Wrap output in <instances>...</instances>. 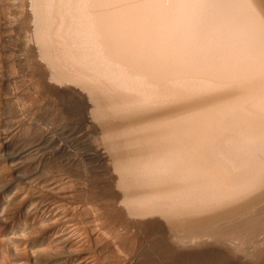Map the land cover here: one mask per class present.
Listing matches in <instances>:
<instances>
[{
  "label": "bare ground",
  "instance_id": "6f19581e",
  "mask_svg": "<svg viewBox=\"0 0 264 264\" xmlns=\"http://www.w3.org/2000/svg\"><path fill=\"white\" fill-rule=\"evenodd\" d=\"M106 1L108 0H1V3L3 4V8H7L6 11L15 9L16 12H14L15 10L12 11L15 14L17 13L16 15H18L20 19L19 20L16 18L17 16H14L15 18H13L12 16L10 17L9 14V16L4 15L6 20L4 24L8 23V25H10L9 23H11V26L13 27L15 19L16 21L18 19L19 24L17 22L14 24H18L15 25V29H17L19 26V30L21 27H23L21 25H25V27L22 28L25 30L26 26H29L30 24V27H27L25 30V33L27 34H25V37L32 38L29 40L34 43V45L31 44L33 47L29 44L31 41L26 43V39L28 38H24L25 41L22 40L24 36H21L22 38L21 40L19 39V42L21 43L23 41V43H21L22 45L26 43L25 46H27V44L31 46H27L28 48L23 47L25 50L33 48L31 52L33 51L32 53H34L36 56L35 59L37 58L35 60L36 63L37 61L40 62L49 69V72L50 70L52 71L51 73L53 75V80L55 81L54 84L57 85V82L59 85L65 84L63 86H74L79 91V93L83 94L84 98H86V105L88 108L87 110L90 114H92V122L97 128L95 125H93V127L98 129V133L99 130H101L102 133H99L101 141L103 142L102 136H104L105 139L103 142L105 145L102 143L103 146H98V148H95V150L101 157L110 159V161L113 159L112 157H114L115 160L113 159L114 161L112 160V162L113 164L115 163L114 165H116L114 168L115 174L118 173L119 176L117 174L116 175L120 177V181H118L119 184L118 182L117 184L120 186V189L123 190V195H125L124 197L122 196L124 198L123 205L125 204L127 210H129L127 213H131L133 216L143 219H95L94 223L86 222V219L85 222H82V219H80L81 221H77V219H57L60 216H58L60 213L59 211L62 210L60 206L59 210L58 208L56 209L57 206L55 207L51 204L45 205L44 211L51 219H41V222H43L42 224L39 221V225L42 226L39 228L40 230H35L36 232L34 231L37 233V237L35 236L36 239H34L35 243L32 242L30 245L31 247L29 246L30 248H25L23 251H21L22 253L19 252L21 254H17L19 255L17 258L20 259V264L36 263L37 260L42 256L46 258V261H44L46 264H94L95 260L93 261L91 258L94 257L96 259L95 255L88 254L89 256L92 255V257H87L86 249L90 246L88 245V241L91 243L97 239L90 240L92 236L89 238L88 236L84 235L89 233L87 230V232H84V228L86 226L92 227L93 231L90 232H96L94 233L95 236L98 234L100 239L107 238L109 240L111 238L109 243L108 240H106L107 242L104 244L102 241V244H107L108 247L106 246L107 248L105 247V249H110V251L108 250L109 252H111L112 249V252L114 253L116 250L121 251L125 245L132 246L133 239L131 238L132 236L129 235V232L132 231L131 228L137 221L144 220V218H148L150 216H158L163 218L173 232H178V234L182 233L180 234V237L177 235L173 239L176 247L184 245L185 241H189L190 245H193L198 239H200V237L203 236L207 238H217L227 235H235L236 237L239 236L241 239L244 238L242 240L243 243L240 242L242 243L240 244L241 249L244 243H246L245 245L248 246L249 242L245 239H252L258 233L259 235H261V233L264 235V63L261 65V62H264V0H189L192 1L191 6L187 5V7L189 6L192 10H186L189 8L188 7L182 11L183 13L180 11L178 14H176L178 16L180 13L184 14L185 11L183 19L182 17H180V19L177 18L176 15L174 17V15L171 16V14H169L167 18H169L170 21H168V19L165 21L169 23L171 22V24L173 21L175 26L180 24L181 28L182 26L184 28V26L193 24V26L198 30L197 32L195 30L197 34L202 32L205 26L215 28L219 27L218 30L221 29L219 30L220 35H218L219 33L216 31L217 28H213V30L210 28L212 31L215 30L214 32H217L216 34L212 32V38H215L213 40L215 41L214 45L217 42L216 37L220 40H225L226 42H223V44L228 43L230 46V56L228 57H231L232 60L235 57H242V53L244 52L245 55H243V57L245 56V58H247L246 53H249V55L256 54V56L261 55L263 61L260 63H258L260 56L258 58L253 56L255 59H253V62L250 61L252 64L249 63L248 65V62L247 66L244 63V65L242 64V66H246L247 71L245 70V73L247 74L248 71L252 73V67H255L253 68L254 71L255 69H258L259 71L256 73L253 71V75L251 74L246 76L244 74V76L241 73L243 72L242 69L239 68L241 65L239 66V64L235 62L233 65L237 64V66H239L236 71L240 69L241 72L239 70L238 71L244 77L240 75L241 78L237 79L236 77H238V74H236L235 76L233 75V78L235 77L236 79H231L227 82L222 81L221 79H215L212 77V74L211 77L189 76L190 78H180L177 77L178 75L173 77V75L177 73L176 72L172 73L173 75L170 74L168 76L165 73L166 71L164 70V72L162 70V67H159L157 70H162L161 72H164L168 77H165L162 73H160V71L158 73L161 75H157L158 73L156 72L157 70L155 71V69L161 63V61L157 60V62L154 64V60L163 55L162 51L164 49H156L157 45H159V43L156 42L159 41L157 38L159 34L157 35V33L155 39L152 38L153 36H150L149 38V34L147 33L148 35H146L143 30L142 32L144 35L141 34V37L143 35V38L145 40L147 39L148 42L151 40V43L149 42L150 46L151 44L155 45V43L153 44L152 42L157 43L154 47L151 46V49L154 48V51L161 50L162 55L160 52L155 51L156 53L154 56L156 57V54L158 53L160 56L157 55V58H152L154 59V66L151 63L152 59L149 60V58L146 60L147 62H144L147 58H145V56H143V60L141 58L145 64L148 63V61H151V65H149L155 68L149 67L154 70L152 72H156V74L152 73L150 69H146L142 66L143 62L141 60L140 61L142 63L139 61L140 56L138 58H135L136 56H132L133 50L131 52L132 54H129V52L127 53L134 58L132 60H134L136 64L135 62H132L130 59L131 57L125 54L127 50L125 51L122 47H120L123 43H121L119 47L125 51V57L123 56V51H121V55V52L116 50L118 49L117 44H120L117 43L118 40H115L116 32L113 33V29L112 31H109L111 28H114L111 27V25H113V20L112 18L107 19V16L103 17L101 14V12L104 13V11H107L108 9H103L104 11H98L100 8H96L97 12L96 10H92V8L96 7V5L100 6L101 8L102 6L105 8V5H108ZM137 1L141 2L142 0ZM144 3L146 2L144 1ZM179 3L181 2L179 1ZM128 4L126 6H128ZM134 4L135 3H133V5ZM126 6L124 7L126 8ZM131 7L132 6H130V8ZM162 7L164 6H161V8ZM152 9L153 8H151V10ZM173 9L176 11L175 8ZM139 11L142 12L143 9ZM130 12V14H134V12ZM144 13L146 12L144 11ZM144 13H141L143 17ZM124 15L121 16L124 17ZM148 17H150L149 14ZM141 18L139 17L138 19L140 20ZM176 18L179 20L177 21ZM121 20L124 22L123 19ZM20 21L23 24H20ZM109 21H111V24H109ZM133 23L132 25H134ZM122 24L125 25L126 23ZM108 25H110V27ZM172 26V28L170 27L171 29L174 28V25ZM148 28L149 27H147V29ZM181 28H179V30ZM145 29L146 27L144 30ZM200 29H202V31ZM21 30L20 33L18 32V34L24 35V33H21L23 30ZM151 30H149V32ZM207 30L205 29V32H207L206 34L208 35ZM136 32L137 31L134 33ZM170 33L171 32H169V34ZM108 34L110 37H108ZM192 34L190 36H192ZM203 34L201 33V35L199 34L198 36L194 34L193 36H196L195 38H198L199 40V37H207V35ZM112 35L114 37H112ZM122 35L125 37V34ZM163 35H166V32L165 34L163 33ZM129 36H127V38ZM178 36L177 39L179 37L180 39L182 38V34L179 37ZM67 37L69 42L67 41ZM205 37L203 40H206ZM111 38L114 39L112 40ZM195 38L189 39L192 41ZM122 39L123 38L120 39V42ZM210 39L206 40V42L210 41L209 44L212 45V40ZM124 40L126 41V38ZM174 40L176 41V36ZM184 40L187 41L186 39H183V42ZM220 40H218L216 44L221 42ZM145 42L146 43L143 44H147V41ZM129 44L131 45V43ZM163 44H161V46ZM193 44L197 45L196 41ZM181 45H183V43ZM181 45L179 44V46ZM191 45L192 44L189 45V49H191ZM211 45H209V47ZM108 46L110 49L108 48L107 50L106 48ZM148 46L149 44L146 45L147 50ZM162 47H164V45ZM193 47L194 46H192V49H196V47ZM209 47H207L206 50L208 49V54L212 56V53L210 52L214 50L212 47L214 48L215 46L211 47L212 50H210ZM120 48L118 50H121ZM199 48L202 49L201 46ZM220 48L221 47H219V49ZM189 49L186 52V49H184V53L182 49V53H180L182 54L181 57L185 55L186 57L187 55L188 57L191 56L189 55V52L192 51ZM142 51L143 50H141V52ZM149 51L151 52L152 50L149 49ZM215 51L216 53L219 51L221 53L222 50L217 51L216 49ZM224 51L222 52L224 53ZM239 52L241 55H236ZM220 53H218V56L223 54ZM118 54L124 57V59L127 58V56L130 57L127 61V64L125 63L127 59L124 60V63L122 61H118L117 57H120ZM214 54L215 53H213V55ZM31 55L33 57V54H30V58ZM150 55L151 53L149 56ZM177 55H179V53ZM223 55L218 58H221L222 61H228V57L224 59L227 54L225 53L224 57ZM135 59L139 61L140 65ZM243 59L240 58L239 60L245 62V59ZM121 60H123V58H121ZM200 60H198V62ZM248 60H250V57ZM234 61H237V59ZM128 62L132 64L130 65ZM193 62H195L194 58ZM167 63L168 62H166V65ZM183 63L185 64V62ZM192 63L189 64L192 65ZM207 64L206 66H209ZM259 64L261 65L260 68H263H256ZM40 65L37 64L36 66L35 64L38 70L40 69L38 67ZM44 65L41 66L43 67ZM182 65L183 64L181 63V66ZM177 66L174 65V67ZM235 66L236 65H234V68ZM149 67L147 64V68ZM215 67L213 66V68ZM46 68L43 69L46 70ZM165 68L166 67H164V69ZM181 68L182 67H180V69ZM192 68L195 69V67ZM241 68H243V70L245 69L244 67ZM234 72L232 74H234ZM52 75L50 76L51 79ZM37 80L38 79H36V82ZM40 82L41 81L38 80L37 83L40 84ZM39 84H37V86H39ZM39 88H42V85L41 87L39 86ZM113 116L116 118L119 116L120 121L122 119L121 123L115 121L111 122L112 119L110 118ZM123 118H127V122L122 123L125 121ZM211 147H218L217 149L220 147L225 149V147H227L229 150V156L227 154L225 155V153L223 154L224 157H229V159L227 160L222 157L223 155H220L219 158L221 161L216 162L219 158L215 159V154L218 155L217 151V153L215 152L214 154V151L216 150L215 149L213 153L211 152L212 155L215 156L214 158L212 157L215 160L214 161L212 159V162L214 161L215 163H210V157H207L209 154L206 156L205 153L210 152V149L213 150ZM222 148L219 149V153L220 150H223ZM236 150H240V155H238L237 152H234ZM201 157L203 159L206 158V161L201 159ZM222 160L225 161H223L224 164L222 163L224 166L221 165ZM57 195L66 197V195H60V193H57ZM61 213L63 214V211ZM55 215L57 216L56 219ZM36 220V222H38V219ZM89 220L93 221V219ZM31 228H33V226ZM105 229H108L109 231L111 230V234H108V230V233H106L107 231ZM120 229H122V233H125L124 237L123 234H118V231L121 233ZM4 230V227H0V264H16L11 262L12 258L11 261L8 258L12 255L8 256L11 254L9 251L11 248L7 249V245L9 243L10 246L12 240L10 241L4 237V234L6 233H4ZM99 231H104L103 233L108 234L110 238L105 234H103V236L105 235L107 237H103L102 233ZM85 237L86 239H89L87 241L88 244L86 243L88 246L87 248H85ZM93 237L91 239L95 238ZM250 241L252 243V240ZM97 242L98 240L96 243ZM96 243L95 247L98 245H96ZM108 244H111L112 246L109 247ZM261 244L262 243H260V245ZM100 245L99 247H101ZM254 245L256 246L257 244L255 243ZM91 246L90 248H92ZM126 246L124 248L125 252L129 251V253L128 257H126V260H124L123 263L133 264L134 253L128 248V246ZM95 247L94 249L97 248ZM6 249L8 250L9 254L7 253ZM262 249L263 248H261V250ZM248 250L249 249H247V251ZM258 250H260V248ZM242 251L243 250H241V252ZM255 251H257V249ZM103 252H105V250ZM251 252H253V250ZM88 253H92V250L89 249ZM108 254L106 255L107 258ZM120 255L121 254H119V256ZM111 257L112 255H109L110 259ZM117 258L115 260H119ZM111 260L113 261L114 259ZM105 261L108 263L107 260ZM121 261L123 260L121 259ZM44 262H42V264ZM111 263L113 264L114 262ZM115 263L118 264V261H115ZM119 263L122 262L119 260Z\"/></svg>",
  "mask_w": 264,
  "mask_h": 264
},
{
  "label": "rangeland",
  "instance_id": "374dc122",
  "mask_svg": "<svg viewBox=\"0 0 264 264\" xmlns=\"http://www.w3.org/2000/svg\"><path fill=\"white\" fill-rule=\"evenodd\" d=\"M126 1L122 0V2H123L122 3L121 0H108L106 2L108 3L109 6L108 5L106 6L104 4L105 8H103L102 5H101L102 6V8H101L100 6L96 5V7H93L94 9L92 8V10L93 11L96 10V12H97L98 8H100V10L98 9V11H104L103 9H105V10L108 9L107 11H104V13L101 12V14L103 17L107 16V19L112 18V20H113V22H112L113 25H111V27H114L115 31H114V28H111V30H109V31H112V29H113V33L116 32L115 33V40H118L117 43H120V44H117L118 49L120 47H122L125 51L127 50V52H125L122 48H120L121 50L116 49L117 51H119V52L123 51V54L125 52L126 55H129L133 50V52H132L133 54L131 53L132 56H136L135 58H138L140 56L139 61L141 60V58L143 60V56H145V58H147V59L144 58L145 59L144 62H147L146 60H148L149 58H150L149 60L154 58L155 57L154 55L156 53L155 51L160 52L161 55L163 53L162 56H160L159 53L156 54L155 58H157V55H159L162 58H160L158 56L159 58H157L156 60H154L155 58L152 59V62L148 61V63L145 64L142 60L141 61L143 63L140 61L143 64L142 66L146 69H150L151 72L154 71L151 69L154 66L153 60H154V64L157 62V60L161 61V63L157 66L158 68L156 67L155 71L157 69H159V67H162L163 69L162 68H160V69H162L163 71L165 70L166 72L165 71L164 72L168 76L172 73L177 72L176 74H174V75L172 74V75H173V77H176L178 75L177 77H180V78H185V77L190 78L189 76H191V77H193V76L194 77H197V76L211 77L213 75L212 77H214L215 79H221L222 81L227 82L231 79L241 78V76L244 74L246 76H249L251 74L253 75L254 72L256 73L257 71H259L258 69L257 70L255 69V71H254L253 68H255V67H252V71H251L252 73H250L249 71H248V74L245 73V70L247 69L246 68L247 62L249 65V63H251L250 61L253 62V59L258 58L260 56V58H259L260 60H258L259 61L258 63H260L261 61H263L261 55L256 56V54L255 55H249V53H246L247 58H245V56L243 57V55H245V52H244V53H242L243 54L242 57L241 56L238 58L235 57L232 60L231 57L230 58L228 57V56H230V52H229L230 46L228 45V43L227 44L225 43L226 45L223 44V42H226L225 40H223V39L220 40L216 37V41L218 42V40H220L221 42H219L218 44H216L217 43L216 42L214 45L215 41H213V40L215 38H212V36H213V33L216 34L217 32L219 33L218 35H220L219 30H221V29L218 30L219 27H216L217 32H214L215 30L214 31H212V30L215 27L205 26L203 31H202V29H200L202 32H199L197 34L196 32L198 30L193 26V24H191L192 28H191V25L184 26V28L182 26V28H181V25L178 23H177L178 25L175 26V23L173 21H172V24H171V22L170 23L165 22V21H167V19H168V21H170L169 18H167L169 14H171V16L174 15V17H175V15L178 14L180 11L182 12L183 10H185L186 8L191 6L192 1H189V0L186 1L185 0V2H184V0H152V1L149 0L150 1L149 2L147 0H144L146 3H144L143 0H142L143 2L141 0H139L141 2H138L137 0H126ZM179 1L181 3H179ZM126 3L127 4L129 3L128 6H126L127 5ZM133 3H135V4L133 5ZM136 3L140 7H138L136 5ZM185 4H186V6H185ZM173 5H174V7H173ZM187 5H189V6L187 7ZM124 6H126V8ZM130 6H132L131 8H133V7L134 8L131 9ZM161 6H164V7L161 8ZM179 6H181L182 8ZM119 7H123V8H119ZM167 7H168V9H167ZM110 8H111V10H110ZM151 8H153L152 10L154 12L151 10ZM163 8L165 9V11ZM173 8H175L176 11H174ZM3 9H5V10H3ZM136 9H137V11H136ZM138 9L139 10L143 9V11L141 12ZM189 9L192 10L190 7L186 10H189ZM6 10H7V8L6 7L3 8V4L1 3V0H0V227H4V229H5L4 233L5 232L6 233L4 234L5 235L4 237H6V239H9L10 241L12 240V243L10 242L11 243L10 246H9V243L7 245L9 247V248L7 247V249L11 248V250H9L11 254H9L7 249L6 250H7V253L9 254L8 256L12 255L13 257L10 256L8 258L10 259V261L12 258L11 262L16 263V264H20V262H19L20 259L17 258L19 255H17V254L19 252L23 251V249H25V248L26 249L30 248L31 247L30 245L32 244V242L35 243L34 239H36V237H37V233H35L36 232L35 230H40L39 228L42 226V225L40 226L39 223L44 219H51L49 217V215L44 211L45 205L51 204L55 207L57 206L56 209L57 208L59 209V206H60V208L62 210L59 211L60 212L59 214L56 212L58 214V216L59 215L60 216L57 218V216L55 215L56 216V217L54 216L55 219L56 218L57 219H59V218L60 219H62V218L63 219H74V220L77 219V221L82 219L83 220L82 222H85V219H86L87 220L86 222H93L94 223L95 219H104V220L105 219H133L134 220V219H143V218H139V217L137 218V217L133 216L131 213L130 214L127 213L129 210H127L125 204L123 205V199H124L123 197L125 195H123L124 194V193H122L123 190L120 189V186L118 185L119 184L118 181H120L119 180L120 177H118L119 176L118 173H116L118 176L115 174L114 168L116 165H114L115 163L113 164V162H112L114 157H112L113 159H111V161H110V159H107V158L105 159V158L101 157L95 150V148H98V146H103V144L105 145V143H103L105 139H104V136H102L103 135L102 134L101 136H102L103 142L101 141V137L99 135L101 130H99V133H98V129H96L97 128L96 125L93 124V122H92L93 117H91L92 114H90L89 111L87 110L88 108L86 105V98H84V95L79 93V91L74 86L68 85L69 86V88H68L67 85L63 86L65 84L59 85V83H57V82H56L57 85L54 84L55 81L53 80V75L51 73L52 71L50 70V72H49L48 71L49 69L46 68L44 64H42L38 61L36 63L35 60L37 58L35 59V57H36L35 54L32 53L33 51L31 52V50H33V48L32 49L29 48L26 50L23 48V47L26 48L27 46L33 47V45H34V43H32V41L29 40L32 38L25 37V34H26L25 30L27 29V27H30V24H29V26L26 24L27 26H26L25 30L22 29L25 27V25H21L23 27L20 26L21 27L20 30L22 29L24 31L23 32L21 30L22 31L21 33H24V35L18 34V32L20 33V30L18 29L19 26L17 27V29H15V25L19 24L18 23L19 17H18V15H16L17 13L16 14L13 13V11L15 9H12L13 10V11L11 10L12 12L10 10L9 11H6ZM127 10L129 13L127 12ZM130 11H132V13L134 12V14H130L131 13ZM144 11L146 13H144ZM14 12H16V10ZM140 12L142 14L144 13V17L142 16V14ZM182 13H180L178 16L176 15L177 18L182 17V19H183L185 11H184V14H182ZM8 14L10 15V17L12 16L13 18H15L17 16L16 18H18V19H17V21L15 19V22H17L18 24L17 23L14 24L15 23L14 22L13 27L11 26L12 25L11 23H9L10 25H8V23L4 24L6 22L4 17L7 16ZM117 14H118V16H117ZM120 14L124 15V17L121 16ZM148 14L150 17H148ZM127 15H129V16L131 15V16L129 17ZM151 15H152V17H151ZM136 17H137V19H136ZM139 17L140 18L142 17V18L139 20L138 19ZM145 17H147V18H145ZM165 17H166V20H165ZM125 18H127V19H125ZM121 19H123L124 22ZM133 19L136 21H134ZM119 20H121V21H119ZM141 20H142V22H141ZM146 20H147V22H146ZM178 20L179 19H177V21ZM111 21H109V24H111ZM162 21H163V23H162ZM144 22H146V23H144ZM122 23H126L125 25H127V24L128 25L125 26ZM132 23L134 25H132ZM20 24H23V23L20 21ZM136 24H137V27H136ZM169 24H170V26H169ZM130 25H131V27H130ZM172 25H174L175 29L174 28L171 29L173 27ZM108 26L110 27V25H108ZM155 26H157V27H155ZM177 26L181 29L179 30V28ZM103 27H104V25H103ZM143 27L144 28L146 27V29L144 30ZM147 27H149V28L147 29ZM160 27L163 29H161ZM121 28H122V30H121ZM151 28H152V30H151ZM166 28H168V29H166ZM190 28H191V31H190ZM205 29L206 30L209 29V30H207L208 35L206 34L207 32H205ZM142 30H143V32L146 33V35L149 34V36H148L149 38H150V36H153L152 38L155 39V36H157L159 34L160 37H159V35L157 37L159 41H156L159 43V45H157L156 49L157 48H164L166 51L163 49L164 52L162 51V53H161L160 49H159L160 51H158V50L154 51L153 50L154 48L151 49L150 47L151 46L154 47L157 43L152 42L153 44L155 43V45L151 44V46H150L151 40H149V42H150L149 43L147 39L145 40L143 38L144 34H143ZM149 30H151V31L149 32ZM193 30H194V32L196 30V32L194 33ZM210 30H211V32H210ZM130 31H131V33H130ZM135 31H137V32L134 33ZM152 31L153 32L156 31V32L153 33ZM165 32H166V35H163V33L165 34ZM169 32H171L170 34H172V35H170ZM173 32H175V33H173ZM156 33H157V35H156ZM201 33L202 34L204 33L203 35H207V37L203 36V37H199L200 38L199 40H198V38L196 39L195 37L198 36L199 34L201 35ZM221 33H222V31H221ZM109 34H108V37H110ZM122 34H125V37ZM134 34H136L137 36ZM141 34H143L142 37H141ZM181 34H182V36H181L182 38L180 39L179 36ZM191 34H192V36L194 34L196 35V36H193V38H195L194 40H192L193 42L189 39V38L193 39L192 36H190ZM30 35H31V33H30ZM119 35H122L123 37L119 36ZM21 36L22 37L24 36V37L22 38ZM127 36H129L130 38L129 37L127 38ZM175 36H176V41L174 40ZM177 36L179 37L178 39H177ZM208 36H209V39L212 38V39H210V40H212L211 41L212 45L209 44L210 41H207L208 44L211 45L210 47L206 42V40H209ZM112 37H114V36L112 35ZM119 37H120V39L123 38L121 40V42H120ZM144 37H147V36H144ZM187 37H189V38H187ZM204 37L206 40H203ZM21 38L23 41H25L24 38H28V39H26V43H29L31 41V43H29V44L30 45L33 44V45L29 46V44H27V46H25L26 43H24L22 45L21 43H23V41L21 43L19 42V39L21 40ZM125 38H126V41L124 40ZM67 39H68V37H67ZM111 39L113 40L114 38H111ZM170 39H171V41H170ZM183 39H186L187 41L184 40V42H183ZM123 40H124V42H123ZM179 40H180V42H179ZM67 41L69 42V39ZM145 41H147V44H149L148 50L146 47L147 44H143V43H146ZM172 41H173V43H172ZM195 41H196L197 45L193 44V43H195ZM199 41H202V42H199ZM125 42L126 43L128 42V43L126 44ZM121 43H123L122 44L123 46L121 45ZM129 43H131V45L133 43V45H135L136 47L133 45L131 47V45ZM134 43H137V44H134ZM182 43H183V45H181ZM187 43H188V45H187ZM200 43H202L203 46ZM106 44H107V42H106ZM161 44H163L164 47H162L163 45L161 46ZM179 44L181 46H179ZM190 44H192L191 49H189ZM119 45H121V46L119 47ZM165 45H166V48H165ZM218 45H219V47H221L220 49H219ZM223 45L225 46V48L227 47L226 50H225ZM168 46H169V48H168ZM182 46H183V48H182ZM192 46L196 47V49L194 47H193L194 49H192ZM200 46L202 47V49L199 48ZM212 46H215V47L213 48ZM105 47H106V45H105ZM207 47H209L210 50L214 49V50H212V52H210V53H212V56L208 54L209 53V52H207L208 49L206 50ZM211 47H212V49H211ZM108 48H109V46L106 49L108 50ZM181 48L183 49V53H184V49H186L185 52L188 49L190 51H192V52H189V55H191V56L188 57V55H187L188 59H187L186 55L181 57L182 56V54H180V53H182ZM145 49L148 52H146ZM149 49L152 51L150 52ZM216 49H217V51H219V50L224 51L225 50L224 53L222 51H221V53L224 54V55L222 54L223 57L225 56V53H226L227 56H225L224 59L226 57H228L227 59H229V60L228 61L227 60L222 61L221 58H218V57H221L222 55L218 56V53H220V51L218 53H216V51H215ZM29 50L31 53L29 52ZM141 50L144 51V54H143V51L141 52ZM111 51H110V53H111ZM244 51H245V49H244ZM128 52H129V54H127ZM152 52H154V53H152ZM29 53L33 54V57L31 55L32 59L29 57V55H30ZM146 53H147V56H146ZM150 53H151V55L149 56ZM178 53H179V55H177ZM187 53H185V54H187ZM213 53H215L217 56L215 54L213 55ZM120 54L122 55V52ZM125 54L123 55L124 57H125ZM134 54H136V55H134ZM164 54H165V56H164ZM238 54L241 55L240 52L237 53L236 55H238ZM121 55H119L120 57H117L118 61H122L124 63V60L127 59L125 62L127 64V61L131 56L129 55L130 57L127 56V58L124 59V57H122ZM175 55H177L179 57H177ZM163 56H164V60H163ZM209 56H211V57H209ZM253 56H255V58H253ZM168 57H170V58H168ZM184 57H186V58H184ZM249 57H250V60H248ZM119 58H120V60H119ZM121 58H123V60H121ZM190 58H192V59H190ZM193 58H194L195 62H193ZM240 58L241 59L244 58L245 62L239 60ZM130 59L132 62H135L134 60H132V59H134L133 57H131ZM200 59H202V60H200ZM235 59H237V61H234ZM135 60H137V59H135ZM198 60H200V61L198 62ZM139 61L137 60L138 63H139ZM163 61L168 62L167 65H166V62L164 63ZM150 62L152 63L153 66H150L151 65ZM183 62H185L186 65ZM235 62H237V64H239V66L241 65V67H244L245 69L243 70V68L237 66V64H234L237 66V67L235 66V68H234L233 63H235ZM39 63L41 65H44V66L42 67ZM181 63L183 64L182 66H181ZM189 63H192V65H194V66H192ZM243 63L246 66H242ZM263 63L264 62H261V65H263ZM35 64H36V66H37V64L40 65L38 67L40 68L39 70L41 71V74H40V71L38 70V68L35 66ZM129 64L131 65L132 63H129ZM135 64H136V62H135ZM147 64H148V67L150 66L151 68L150 67L147 68ZM206 64L209 66H206ZM215 64H216V67H215ZM217 64L218 65L221 64V65L218 66ZM231 64H232V66H231ZM139 65H140V63H139ZM174 65L175 66L178 65L177 66L178 68L174 67ZM261 65L260 64L257 65L256 68H258V67L260 68ZM179 66L182 68L180 69ZM190 66L195 67V69L190 67ZM200 66L203 68H201ZM213 66L215 68H213ZM164 67L167 68L168 73L170 72L169 74L167 73L166 68L164 69ZM238 67L240 69H242L243 72H241L240 69H238L242 73V75L238 70H237L238 71V73H237L236 69ZM43 68H46V70ZM153 68H155V67H153ZM186 68H187V70H186ZM226 68H228V69H226ZM261 68H263V67H261ZM248 69H250V68H248ZM162 70H159L160 73H162L166 77L167 75L164 72H161ZM234 70L236 73L234 72ZM159 71L157 70L156 72L158 73ZM216 71H217V73H216ZM156 72H152V73L156 74ZM219 72H221V73H219ZM233 72H234V74H232ZM260 72H261V70H260ZM50 73L52 75V79L50 78V76H51ZM160 73H158L157 75H161ZM231 74H232V76H231ZM236 74H238L237 75L238 77L233 78V75L235 76ZM172 75H171V77H172ZM32 76H33V78H32ZM244 76H242V77H244ZM34 77H35V79H34ZM36 79L40 80L42 83L41 82H40V84L37 83L38 80L36 82ZM37 84H39L40 87L42 85V88H39V86H37ZM59 86H62V87H59ZM70 87H72V88H70ZM113 117H115V116H113ZM113 117L110 118V119H112L111 122L115 121V122L121 123L122 119L120 121L119 116L117 118L115 117L116 119ZM88 119L89 120L91 119L90 121L92 123ZM97 119H99V118H97ZM113 119H115V120H113ZM123 120H125V121H123L122 123L127 122L126 121L127 118H123ZM93 125H95L96 128L93 127ZM107 143H108V141H107ZM211 148L213 150L210 149V152L205 153L206 156H207V154H209V156H207V157L208 158L210 157V159H211V160L209 159L210 163H215L214 162L215 160L213 159L215 156L212 155V153L215 149L216 150L214 151V154L217 151L218 155H219L218 156L217 154H215L216 155L215 159L219 158L220 155L221 156L223 155L222 157H224L223 153H225V155L227 154L229 156V150L227 149V147H225L226 150L223 149L224 146H223V148L220 147L223 150H225L224 152H222L223 150H220L221 154L219 153L220 148L219 149H217L218 147H216V148L211 147ZM239 151L236 150L234 152H237V154L240 155ZM206 156H202V157H206ZM202 157H201V159H203ZM224 158L227 160L229 159V157L226 158V156ZM212 159L214 160L213 162H212ZM203 160L206 161V158H204ZM224 160H222L221 165L224 164V162H225ZM220 161L221 160L219 158V159H217L216 162H220ZM116 172H117V169H116ZM117 182H118V184H117ZM118 186H119V188H118ZM57 193H60V195L61 194L66 195V197L59 196V195H57ZM95 207H96V209H95ZM97 208H98V210H97ZM96 210L99 213H97ZM62 211H63V214L61 213ZM101 211H102V213H101ZM131 216H133V217H131ZM36 219H38V222H36L37 221ZM89 219H93V221H90ZM42 223L43 222H41V224ZM38 225H39V227H38ZM135 225L133 226L135 228L132 227L131 228L132 231L130 230L131 232H129L130 233L129 235L132 236L131 238L133 239V242H132L133 244L131 243L132 246L127 245L128 248L134 253L133 264H264V245H263L264 244L263 243L264 237H262L264 235L262 233H261L262 236L259 235V233L256 234V236L253 237L254 239L253 238L249 239V240L245 239L246 241L249 242L250 246L252 245V243H253V245L250 247L248 244H247L248 246H246L245 245L246 243H244V245H242V249H241L240 244L243 243L242 240L244 238L241 239V237H239V236L236 237L235 235H231V236L227 235V236H221V237H217V238L216 237L207 238V237L203 236V237H200V239H198L193 245H190L189 241H185L184 245L176 247L173 239L177 235L180 237V234H182V233L178 234V232H173L169 228L168 224H166V221L163 218L158 217V216L157 217L156 216L155 217L150 216L148 218L147 217L144 218V220L137 221L135 223ZM32 226H33V228H31ZM36 226L38 229L36 228ZM89 227L86 226L84 228V232L86 230L89 232L88 234H84V235L88 236L89 238L91 236L92 237L94 236L95 238L93 237L94 239H91L92 238L91 237L90 240L97 239L98 242L96 243L97 240L92 241L94 243L91 242L92 243L91 244L90 241H88L89 239H86V237H85V239H86L85 248L88 247L87 246L88 242H89L88 245H90V246L92 245L91 247L93 249L95 247V243H96V245L97 244L98 245L96 246L97 248L95 247L97 250L96 249L93 250L92 248H90V246L88 247L90 250H92V253H88L89 249L88 248L86 249L87 250V257L91 258L92 255L89 256L90 254L95 255L97 260L94 257L91 258V259H93V261L95 260L94 264H108V263L112 264L111 262L115 263V261H118V264H122L124 262V260H126V257H128V253H129V251L125 252L124 248L126 245L123 246L124 248H122L121 251L116 250L114 252V253L121 252V253H119V254H121L120 256L118 253L114 254L112 252V249H111V252H109L110 249H105L107 244L104 245L107 242L106 240H108V239L107 238H105V239L101 238L102 239L101 240L98 234H96V236H97V238H96V236L94 234L96 232H94V233L90 232V231H93V228L92 227L89 228ZM87 228H89V229H87ZM31 230L36 235L33 234L31 232ZM102 230H104V229H102ZM120 230H121V233H120V231H118V234H120V235L123 234V237H124L125 233H122L123 232L122 229H120ZM108 231L106 233H108ZM103 232L104 231L100 232V233H102V236H103V234H105V235L111 234L112 231L110 230L108 234L103 233ZM30 233H32L33 235ZM174 233H177V234H174ZM29 235H32V236H29ZM105 235L103 237H107ZM100 236H101V234H100ZM108 237H109V235H108ZM257 238L258 239L261 238L262 240L261 239L258 240ZM109 240H108V243H109ZM245 240H244V242H245ZM250 240H252V243ZM253 240H255V241H253ZM102 241L104 242V244H102ZM240 242H242V243H240ZM100 243H101V245H100ZM255 243L257 244L256 246L258 248L254 245ZM260 243H262V244L260 245ZM99 245L103 249L101 247H99ZM110 246H112V245L110 244L109 247ZM244 246H246V247H244ZM247 247H249V248H247ZM98 248H100V249H98ZM259 248H260V250H258ZM261 248H263V249L261 250ZM247 249H249V250L247 251ZM256 249L258 252L255 251ZM104 250H105V252H103ZM241 250H243V251L241 252ZM252 250H253V252H251ZM246 251L248 252V254ZM89 252H91V251H89ZM106 252H108L110 254H108ZM122 252H123V254H122ZM21 253H19V254H21ZM112 253L114 254V257H113ZM107 254H108V258L106 256ZM109 255L110 256L112 255L113 258L111 257V259H114L113 261L109 258ZM121 256H122V258H121ZM115 257L116 258L118 257L117 259H119L120 262H122V263H119V260H115L116 259ZM121 259L123 261H121ZM105 260H107L108 263ZM44 261H46V258H44V256H42L37 260L36 263L42 264V262H44ZM36 263H32V264H36ZM43 264H46V263L44 262Z\"/></svg>",
  "mask_w": 264,
  "mask_h": 264
}]
</instances>
